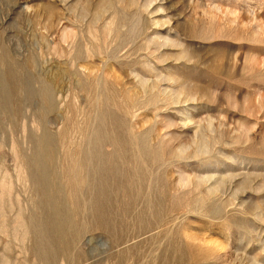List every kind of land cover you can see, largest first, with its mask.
<instances>
[{
  "label": "rangeland",
  "instance_id": "374dc122",
  "mask_svg": "<svg viewBox=\"0 0 264 264\" xmlns=\"http://www.w3.org/2000/svg\"><path fill=\"white\" fill-rule=\"evenodd\" d=\"M77 3L0 0V81L10 68L36 89L23 68L33 69L54 89L42 113L21 90L14 125L0 112V264H264V210L244 211L264 200L253 191L264 178V0H134L139 32L115 42L110 12L91 28L109 0L94 5L90 36L91 17L79 18ZM180 91L193 95L176 101ZM208 119L215 144L181 152ZM43 131L62 189L53 210L22 162L35 149L29 135ZM108 157L112 191L96 193L104 178L94 168ZM247 177L251 189L219 215L189 209L207 189L219 191L208 204L225 203ZM69 203L90 218L73 223ZM45 228L48 244L38 238Z\"/></svg>",
  "mask_w": 264,
  "mask_h": 264
},
{
  "label": "bare ground",
  "instance_id": "6f19581e",
  "mask_svg": "<svg viewBox=\"0 0 264 264\" xmlns=\"http://www.w3.org/2000/svg\"><path fill=\"white\" fill-rule=\"evenodd\" d=\"M108 6V5H107ZM106 7V6H105ZM104 7V8H105ZM84 11V10H83ZM85 11H86V9H85ZM105 11V10H104ZM77 45V44H76ZM75 45V46H76ZM79 48V47H78ZM76 54V53H75ZM78 54V53H77ZM76 54V55H77ZM80 54V53H79ZM79 54H78V56H79ZM77 60H78V57H77ZM0 63H2L3 65L6 63L5 61H4V59H1L0 60ZM20 66V65H19ZM11 67V66H10ZM13 67V66H12ZM18 67V66H17ZM16 68V67H15ZM23 68V67H22ZM90 68V67H89ZM26 72H28L29 73V76H30V78H31V80H29V81H34V82H36V84H37V86L36 85H34V87L36 88V89H30L29 87H28V85L30 84V82H29V84H28V82H27V80H24L23 78H25V77H23V78H21V77H19L18 75H17V73H16V71H14V69H6L7 71L5 72V74H4V76H3V80H1L0 82V84H1V89H0V112L1 113H3V116H5V118L7 119V120H9V122L11 123V124H13L14 125V120H15V118H16V116L18 115V112H19V105H20V102L18 101L19 100V93H20V91L21 90H26L27 92H28V94H30L31 96H35V97H37L38 98V100L40 101V103H41V112L40 113H42V112H44L45 111V107H47V105L48 106H50V104H52V102H53V96H54V89H53V85H50V84H47L46 82H45V79H43V76L41 75V76H39V75H36L37 73H35V71H33V69L32 70H28V69H25V68H23ZM30 69H31V67H30ZM87 69V68H86ZM20 70L21 69H19V72H20ZM22 71V70H21ZM24 72V71H23ZM67 72V71H66ZM69 72V71H68ZM57 73V72H56ZM65 74V73H64ZM70 75L71 74H69L68 76L70 77ZM60 76V75H59ZM65 76H67V75H65ZM67 76V77H68ZM1 77V76H0ZM66 77V78H67ZM26 79H27V77H26ZM28 79H29V77H28ZM48 79H50V78H48ZM58 80V79H57ZM70 80V79H69ZM56 83V82H55ZM54 84V83H53ZM74 84V83H73ZM79 85V84H78ZM33 86V85H32ZM75 86V85H74ZM28 87V90L27 89H25V88H27ZM55 88V87H54ZM79 88H80V86H79ZM84 89V88H83ZM26 91H24L25 93H26ZM93 91V90H92ZM24 93V94H25ZM119 93V92H118ZM28 94H27V96H28ZM33 98V97H32ZM92 99V98H91ZM23 100H25V99H23ZM33 100V99H32ZM27 101V100H26ZM36 102V101H35ZM32 103V102H31ZM26 104V103H25ZM39 106V105H38ZM37 106V107H38ZM52 108V107H51ZM48 110H50V109H48ZM47 111V110H46ZM0 113V115H2ZM51 114V113H50ZM104 115V114H103ZM105 116H103V118H104ZM2 118V117H1ZM113 120V119H112ZM109 121V120H108ZM207 124V123H206ZM95 125V124H94ZM0 127H1V125H0ZM95 127V126H94ZM1 130V129H0ZM90 129H88V131H89ZM110 130V129H109ZM100 132V131H99ZM106 133V132H105ZM109 133V132H108ZM101 134H102V132H101ZM91 135H92V133H91ZM105 136V135H104ZM109 136V135H108ZM111 137V136H110ZM29 142L31 143V145L32 144H34L33 145V147H35V149L33 148V151H34V153H33V151H32V157L30 158V159H27L26 158V156L24 155V156H22V162H23V164H24V166H26L25 167V169H26V171H27V174H28V178L32 181V182H34V183H36L37 184V195H39V198L40 197H42V198H44V201H46L47 202V205L49 206V208H50V210L52 209H54L55 208V204H56V200H57V196L59 195V193H62V189L61 188H59L60 186L59 185H57V170H56V166H55V161H54V145L52 144L53 143V140H52V138L49 136V134L48 133H46L45 131H43L42 132V134H40L39 136H36V135H29ZM94 138H96V137H94ZM108 138V137H107ZM104 139V138H103ZM110 139H112V138H110ZM94 140V139H93ZM107 141H108V139H107ZM107 141H105L106 143H107ZM34 142V143H33ZM94 147L95 146H97L98 145V142H97V139H95L94 140ZM104 142V141H103ZM103 142H102V144H103ZM104 142V143H105ZM111 142V141H110ZM110 142H108L109 144H111ZM92 143V142H91ZM90 143V144H91ZM108 143H107V145H108ZM56 145V144H55ZM93 147V148H94ZM203 147H205V145L203 146ZM91 148V145H89V149ZM96 148V147H95ZM207 149H208V147H207ZM207 149H206V151H207ZM91 150V149H90ZM92 151V150H91ZM95 151V154L93 153ZM92 153L94 154V155H96L97 157H98V155L96 154L97 152V150L95 149ZM99 151H100V149H99ZM86 152V151H85ZM92 153L90 154V155H92ZM82 154V153H81ZM87 156H88V154L87 153H85ZM99 154H100V152H99ZM112 154V153H111ZM111 154L109 155V156H111ZM29 155V154H28ZM89 155V156H90ZM94 155H92V156H94ZM100 155H102V157H103V154H100ZM115 155H116V153H115ZM82 156V155H81ZM104 156H107V155H104ZM116 156H118V155H116ZM30 157V156H29ZM91 157V156H90ZM81 159H82V157H80ZM99 158V157H98ZM115 158V157H114ZM118 158V157H117ZM93 159V158H92ZM94 159H95V157H94ZM93 159V160H94ZM100 159V158H99ZM102 159V158H101ZM106 159V158H105ZM112 159H113V157H108V159H107V161L106 160H104L105 162L103 163V160L101 161V160H99V161H101V162H99L98 160H97V158H96V160H94V161H97V163L99 162V164H96L97 166H95V171H94V173H95V175H98L99 173L100 174H102V175H100V176H103L102 178H104V182H105V184H104V182H102L103 183V186L101 187V186H99V185H97V186H99V187H101L102 188V190L101 189H98L97 188V186H96V193H100L101 191H103L104 190V188L105 187H109V189L112 187V184L113 183H111V182H109V181H111V176H112V174L114 173L113 171L115 170L114 169V165H113V161H112ZM126 159V158H125ZM84 160V159H83ZM83 160H80V161H82V163L84 162L85 163V161H83ZM86 160H89L88 158H86ZM115 162H116V160L115 159H113ZM118 160V159H117ZM121 160H122V158H121ZM124 161V160H123ZM86 162H88V161H86ZM125 162V161H124ZM94 163V162H93ZM115 164V163H114ZM84 165V164H83ZM95 165V164H94ZM81 167V166H80ZM90 167H92V165L90 166ZM94 167V166H93ZM93 167L92 168H90V169H93ZM118 169V168H117ZM83 170V169H82ZM88 170V169H87ZM86 170V171H87ZM118 171V170H117ZM80 172H81V170H80ZM99 172V173H98ZM89 173V172H88ZM88 173H86L85 172V174H88ZM93 173V174H94ZM118 173V172H117ZM114 176V175H113ZM87 177V176H86ZM89 177V176H88ZM115 177V176H114ZM114 177H112L113 179H114ZM80 178H81V173H80ZM79 178V179H80ZM95 178V177H94ZM117 178V177H116ZM122 178V177H121ZM125 178V177H124ZM123 178V179H124ZM221 177H219V179H220ZM86 179V178H85ZM84 179V180H85ZM118 179V178H117ZM59 180V179H58ZM60 181V180H59ZM77 181H79V180H77ZM86 181H87V179H86ZM100 181V180H99ZM113 181V180H112ZM79 182H81V181H79ZM94 182V181H93ZM97 182V181H96ZM126 182V181H125ZM181 182V181H180ZM217 182V181H216ZM98 183V182H97ZM120 183V182H119ZM32 184V183H31ZM35 184V185H36ZM86 184V183H85ZM93 184V183H92ZM215 184V183H214ZM34 185V186H35ZM82 185H83V183H82ZM94 185H95V183H94ZM117 185V184H116ZM121 185H122V183H121ZM213 185V184H212ZM218 185H219V183H218ZM90 186V185H89ZM93 186V185H92ZM212 187V186H211ZM210 187V188H211ZM225 187V186H224ZM34 188H36V187H34ZM94 188V187H93ZM209 188V189H210ZM213 188V187H212ZM220 188V187H219ZM236 188V187H235ZM91 189V188H90ZM116 189V188H115ZM214 189V188H213ZM237 189V188H236ZM100 191V192H99ZM108 191V190H107ZM110 191H112V189H110ZM216 191V190H215ZM92 192H93V189H92ZM106 192V191H105ZM213 192V191H212ZM238 192H239V190H238ZM95 193V192H94ZM107 193V192H106ZM105 193V194H106ZM58 194V195H57ZM104 194V195H105ZM98 195V194H97ZM103 195V194H102ZM112 195V194H111ZM41 199V198H40ZM97 200H98V198H96ZM96 199H94L95 201H96ZM100 199V198H99ZM42 200V199H41ZM100 201V200H99ZM102 201H103V199H102ZM44 203V202H43ZM98 203V202H97ZM100 204H101V202H100ZM97 206V205H96ZM95 207V206H94ZM57 211V210H56ZM55 211V212H56ZM46 220H47V218H45ZM59 226H61V225H59ZM44 230H45V232H44ZM47 229L45 228V229H42V231H41V233L39 234V239H41V242L43 243H45V241L47 242V240H48V231H46ZM48 230H50V232H53L54 231V229L53 228H50V229H48ZM56 231V230H55ZM56 232H58V231H56ZM64 232V231H63ZM62 232V233H63ZM57 236H58V233H57ZM65 236V235H64ZM64 236H61V237H64ZM56 237V236H55ZM67 238H68V236H66ZM65 238V237H64ZM59 239H60V237H59ZM63 240V239H62ZM65 240V239H64ZM66 242V241H65ZM54 243V242H53ZM46 244H48V242L46 243ZM59 244H60V242H59ZM62 244V243H61ZM60 244V245H61ZM55 246V245H54ZM59 246V245H58ZM56 247V246H55ZM52 248H54L53 246H52ZM59 248V247H58ZM47 249H50V248H47ZM56 249V248H55ZM55 249H54V251H55ZM60 249V248H59ZM52 250V249H51ZM47 251V250H46ZM52 252V251H51ZM44 254H45V252H43ZM54 253H56V252H54ZM43 254V255H44ZM42 255V254H41ZM45 256V255H44ZM43 258V257H42ZM46 259H47V257H45ZM53 258V257H52ZM42 260V259H41ZM40 260V261H41ZM44 260V259H43ZM42 262V261H41ZM52 262H55V261H52ZM53 264V263H52Z\"/></svg>",
  "mask_w": 264,
  "mask_h": 264
},
{
  "label": "water",
  "instance_id": "95a60500",
  "mask_svg": "<svg viewBox=\"0 0 264 264\" xmlns=\"http://www.w3.org/2000/svg\"><path fill=\"white\" fill-rule=\"evenodd\" d=\"M78 1L80 3H77V5H76V7H78L77 8V16L79 18H84L85 16H87L89 14L90 17H91L90 22H89V24L87 26V29H86V34L89 35L88 30H89V26H91L90 23L92 21L91 13L94 12V9H93L94 5L97 6L100 2H102V0H99L95 4L90 2L91 0H78ZM87 3L89 4L88 11L86 10L84 13H81L82 6H84L86 8L87 7ZM109 3H110V5H109L108 9L104 13L99 15V17L94 21V24L92 25L93 27H91V28L94 29L95 24L97 23V21L100 20L104 16V14H106L107 12H110L111 19H110V23L108 25V30L109 31H107V34L110 35L112 41L115 42L117 40H120L121 37L123 39H129L132 36L136 35V33L139 32V28L136 29V27L139 24V14L137 13V11H135V12H130L129 11L130 8L134 5V0H109ZM75 10H76V8H75ZM139 85L141 86V88L143 87L142 82ZM138 88L142 92V89L140 87H138ZM153 89H154V85L149 87V91H152ZM182 93H184L185 97H189V98L193 95L192 93H190L188 91H180L177 94L176 98H175L176 101H178L179 96ZM119 107L120 106L118 105V101H117V106L112 107V109L116 112L115 109L116 108L119 109ZM82 117H83V119H82V121H83L85 119V117L84 116H82ZM123 120L126 122V125L128 126L127 128L129 129L130 128L129 127V123L125 119H123ZM208 121H211V120H209V119L205 120L203 122V125H199L198 126V130L195 133L194 137H192L191 141H189L185 145L181 146V148H180V149H182L181 152H184L186 148L191 146V144H195L196 145L195 146L196 147V153L198 155L199 154H203V153H207L209 151L210 144H215V141H217V140H215V141L211 140V136L213 134L206 128V123ZM138 135L139 136H144V135L148 136V141H149L150 132H147V133L145 132V133L138 134ZM200 136H203V139H201ZM201 141H204V142L207 143V145H208L207 151H202L201 152V151L198 150V145L200 144ZM219 142H216V143H219ZM144 159L146 161H150V159L147 158V157H144ZM153 172H154V167H153V170L151 171V176L155 175ZM226 179H230V178H226ZM200 181L203 182V183L205 182L203 179L200 180ZM241 184H245L246 185L242 192H239V193L237 192V194H233V192L236 190V188H235L232 191V194L230 195V198L225 203H220V204H218L216 202H215V204L214 203H211V205L208 204V201L214 200L216 194L219 193V191L217 193H212L211 195H207V193H208V189H207V191L204 194L201 195L202 197L200 199V203H198V205H197V203L194 204V205H191L189 209L190 210H194V211H198V210L199 211L200 210L204 211L210 217L217 216V215L220 214V210H221L222 206H225L227 203H229V201L233 200L238 194L244 193L246 189H251L250 178L249 177H247L245 180H243L242 182L239 183V185H241ZM222 189L220 190V192L222 191ZM253 191H255V192L264 191V178L262 180V183L258 187L253 189ZM204 207H206V208H204ZM203 208H204V210H203ZM68 209H69V212H71V214L73 215L72 216V222L75 223V224L83 223V220H85L87 218H90V216H91V213H89L88 209H84L82 206H78L75 203L74 204H70L69 203V208ZM263 210H264V200H262L260 202H255V203L248 204V205H246L244 207V211L246 213H257L258 216H261V213L263 212Z\"/></svg>",
  "mask_w": 264,
  "mask_h": 264
}]
</instances>
